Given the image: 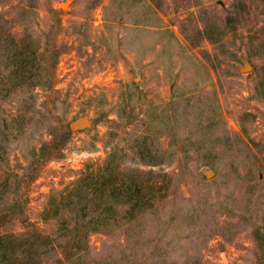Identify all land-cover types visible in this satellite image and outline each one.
Here are the masks:
<instances>
[{
  "label": "rangeland",
  "instance_id": "obj_1",
  "mask_svg": "<svg viewBox=\"0 0 264 264\" xmlns=\"http://www.w3.org/2000/svg\"><path fill=\"white\" fill-rule=\"evenodd\" d=\"M110 155L165 198L71 250ZM0 264H264V0H0Z\"/></svg>",
  "mask_w": 264,
  "mask_h": 264
},
{
  "label": "trees",
  "instance_id": "obj_2",
  "mask_svg": "<svg viewBox=\"0 0 264 264\" xmlns=\"http://www.w3.org/2000/svg\"><path fill=\"white\" fill-rule=\"evenodd\" d=\"M113 157L114 155H110L102 164L90 168L73 188L61 196V200L73 212L71 217H76L74 224L69 223V221H64L62 225L60 223L61 227L74 238L70 246L71 250L75 247L79 251L84 249L81 243L84 242L88 232H101L109 229L119 214L118 203L121 199L125 198L129 203L132 200L137 204H140L138 200L141 199L142 203L145 202L144 206L153 208L165 198L161 196L164 187L160 182L159 174L153 172L144 174L145 183L150 189L144 199L142 196L140 198L138 193L139 183H141L140 175L143 174L139 171L129 170L126 176L121 177L123 189L114 187L119 170L111 161ZM105 175L107 176L105 177ZM130 211L129 208L125 213L128 214ZM143 211L144 208L139 212L142 213Z\"/></svg>",
  "mask_w": 264,
  "mask_h": 264
},
{
  "label": "water",
  "instance_id": "obj_3",
  "mask_svg": "<svg viewBox=\"0 0 264 264\" xmlns=\"http://www.w3.org/2000/svg\"><path fill=\"white\" fill-rule=\"evenodd\" d=\"M249 70H252L251 65L248 63V61H245V66L243 68H240L241 72H248ZM141 103L143 102V97H141ZM89 124V120L84 117V118H80L76 121H74L73 123L70 124V130L72 131H77V130H81L84 129L87 125ZM210 173H207V177H209Z\"/></svg>",
  "mask_w": 264,
  "mask_h": 264
}]
</instances>
